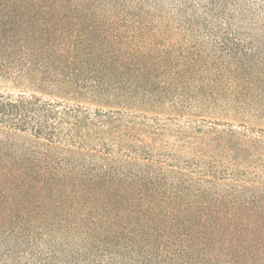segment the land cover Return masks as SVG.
Segmentation results:
<instances>
[{"label":"trees","instance_id":"1","mask_svg":"<svg viewBox=\"0 0 264 264\" xmlns=\"http://www.w3.org/2000/svg\"><path fill=\"white\" fill-rule=\"evenodd\" d=\"M0 264H264V0H0Z\"/></svg>","mask_w":264,"mask_h":264},{"label":"rangeland","instance_id":"2","mask_svg":"<svg viewBox=\"0 0 264 264\" xmlns=\"http://www.w3.org/2000/svg\"><path fill=\"white\" fill-rule=\"evenodd\" d=\"M0 91L2 92H7L11 94H17L19 92V89L13 86L7 87V85H2L0 84ZM264 123L261 122L260 120H249V125L250 126H255V127H261Z\"/></svg>","mask_w":264,"mask_h":264}]
</instances>
